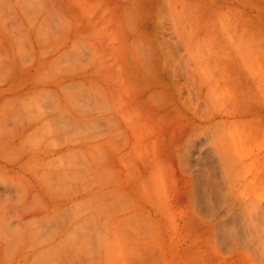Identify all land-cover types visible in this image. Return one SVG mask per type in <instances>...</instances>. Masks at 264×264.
Listing matches in <instances>:
<instances>
[{"label": "rangeland", "instance_id": "1", "mask_svg": "<svg viewBox=\"0 0 264 264\" xmlns=\"http://www.w3.org/2000/svg\"><path fill=\"white\" fill-rule=\"evenodd\" d=\"M0 264H264V0H0Z\"/></svg>", "mask_w": 264, "mask_h": 264}]
</instances>
